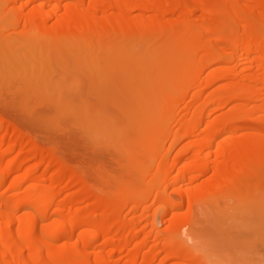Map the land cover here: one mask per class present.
<instances>
[{"label":"bare ground","instance_id":"bare-ground-1","mask_svg":"<svg viewBox=\"0 0 264 264\" xmlns=\"http://www.w3.org/2000/svg\"><path fill=\"white\" fill-rule=\"evenodd\" d=\"M55 1H40L35 8H29L31 16L25 12L30 16L26 24L30 22L32 31L36 26L33 19L49 16L52 20L51 13L43 16V12ZM58 1L54 6L57 21L48 26L50 18H43L42 25L36 24L47 33L39 32L37 26L34 30L44 34L43 40L51 39L49 45L45 44L47 39L39 42L48 49L58 44L79 45V41L98 35L99 43L107 38H111L108 43L120 39L122 46L129 48L110 53L127 55L136 41L148 42L143 36L170 34L169 29L178 24L181 27L173 43L197 42L198 55L209 56V62L220 68L210 84L232 77L206 98L203 90L192 95L194 100L179 120L183 132L174 139L175 144L187 141L176 159L169 161L172 147L163 149L169 141L149 145L148 154L157 165L152 183L146 184L147 192H141L142 187L140 192L129 188L126 192L129 197L134 195L136 205L132 210L139 212L132 218L117 214L125 206L116 195L104 209L106 196H94L93 192L94 199L90 197L89 192L94 190L88 189L84 179L80 177L79 181L85 188L75 181L79 173L71 175L67 164L38 147L28 134H17V128L9 126L10 121L0 118V264H232L229 259L199 248L197 240L189 243L188 217L182 209L196 194L234 201L235 209L264 205V0H71L64 5ZM15 8L9 10L16 13ZM22 10L19 8V14ZM198 11L203 17L201 23L196 22ZM168 14L172 17L168 18ZM38 49L44 48L40 45ZM244 59L253 70L230 71L232 61L236 62L233 67L239 68ZM59 65L63 69L64 65ZM191 88L189 85L187 92ZM223 98L219 108L207 113L211 102ZM227 106L232 107L224 111ZM217 112L220 113L216 115ZM170 131L171 127H167L165 135L169 136ZM72 186L76 191L63 196ZM257 190L263 194L256 195ZM172 193L179 195L180 201L175 202ZM147 200L149 205H145ZM83 201L86 205L82 206ZM156 212L166 223L164 235L156 226Z\"/></svg>","mask_w":264,"mask_h":264},{"label":"rangeland","instance_id":"rangeland-1","mask_svg":"<svg viewBox=\"0 0 264 264\" xmlns=\"http://www.w3.org/2000/svg\"><path fill=\"white\" fill-rule=\"evenodd\" d=\"M27 1L16 0V3H12L0 0V40L3 42L0 44V118L10 121L9 126L11 125V129L17 128L14 130H17V134H28L30 138H34L38 147L48 153L50 151L56 159L67 164L71 175L79 173L78 179L73 180L77 182L82 177L81 180L84 179L82 181L88 189L94 190L89 192L90 197L93 198V192L94 196H106L104 209L116 195L118 199L124 200L120 201L124 202L125 206L118 210L117 214L132 218L139 212L132 210L136 205L134 195L130 198L126 192L129 189L146 191L152 183L154 167L157 165L155 158L148 154L149 145L159 146L164 140L169 141L163 149L166 151L172 147L169 161L176 159L187 141L175 144L174 139L183 132L179 120L184 115L185 108L194 100L193 94L203 90V98H206L207 94L221 89L232 76L210 84L220 73V68L209 62V56L202 57L200 53L198 55L197 42L179 45L173 43L181 27L178 24L172 30L169 29L170 34L150 33L143 36L148 42L136 41L138 43H134L131 53L127 55L119 51L110 53L112 50L129 48L122 46L120 39L117 41L115 38V41L110 43L107 39L111 38L105 39L106 43L101 39L99 43L98 35L95 36L97 40H92L96 39L92 36L90 40L79 41V45L74 43L69 47L68 44H58V47L55 46L57 49L52 46L53 51L52 47L48 49L43 44L45 39V44L51 39L43 40L44 34L38 35L40 31L47 33V30L45 32L40 27L42 20H48L46 17L49 16L33 19L34 26H37L38 22L41 24L38 28L35 26L39 32L36 30L34 33L35 29L32 31L29 21L26 24L31 16L30 9L42 0ZM70 1L62 0L61 3L64 5V2ZM5 2L8 4L5 5ZM54 6L49 5L43 12V16L49 13L52 15V20L49 17L50 22L46 20V24V21H43L48 26L58 19ZM13 8L18 14L10 11L14 10ZM19 8H23L22 17ZM25 12L30 16L27 17ZM200 12L195 14L198 23H201L203 18ZM167 16L172 17L170 14ZM42 41L44 42L40 44ZM26 43H30V47H26L27 50ZM40 45L46 52L38 49ZM60 47H64V51L59 50ZM115 60L117 62L112 66L111 63ZM244 60L237 65L239 68H234L236 62L232 61L230 71L249 73L253 70L249 67V61ZM59 64L64 65L63 69ZM100 83L105 84L101 86ZM189 85H192V91L187 92ZM209 97L211 96L208 95L207 99ZM224 101L223 98L211 102L207 113L219 108ZM231 107H225L224 111ZM167 127H171L169 136L165 135ZM124 150L127 151L122 153ZM44 167H40L39 173ZM81 185L83 186V183ZM73 186L71 190L69 187L63 196L76 191ZM261 193L259 190L255 191L256 195ZM172 196L175 202L181 199L175 193H172ZM83 202L80 205H86V202ZM88 202L87 204L91 205L93 201ZM232 202L234 201L225 202L222 197L217 196L205 198L200 194L194 195L191 202L182 209L188 217L189 243L197 240L199 248L206 249L211 254H218L222 259H229L232 264H264V205H260L263 209L258 205L235 209ZM146 204L149 205L150 201L147 200ZM153 212L155 211L152 210L151 215ZM156 216V226L160 227L162 233L166 223L161 221V215ZM211 258L207 260L212 261ZM215 258L218 257L212 259Z\"/></svg>","mask_w":264,"mask_h":264}]
</instances>
